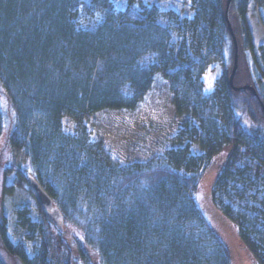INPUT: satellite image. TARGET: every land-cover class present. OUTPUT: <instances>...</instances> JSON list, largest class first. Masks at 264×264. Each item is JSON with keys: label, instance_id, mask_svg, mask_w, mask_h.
Instances as JSON below:
<instances>
[{"label": "trees", "instance_id": "trees-1", "mask_svg": "<svg viewBox=\"0 0 264 264\" xmlns=\"http://www.w3.org/2000/svg\"><path fill=\"white\" fill-rule=\"evenodd\" d=\"M120 1L0 0V95L7 104L0 99V138L5 132L4 146L21 150L27 162L3 169L4 177L14 173V184L1 190L0 264H232L195 199L218 156L212 201L247 248L264 250V42L254 44L248 21L255 6L264 26V0H231L229 19L250 72L247 82H235L254 92L232 90L223 79V124L201 75L211 52L222 65L226 51L233 60L225 0H182L189 16ZM157 75L188 114L177 145L144 161L112 162L103 142L90 138L85 118L137 110ZM63 119L73 123L71 132ZM29 176L61 212L62 229L33 199ZM13 187L34 201L35 218L27 208L15 210L25 237L40 238L31 255L7 233L2 193Z\"/></svg>", "mask_w": 264, "mask_h": 264}, {"label": "rangeland", "instance_id": "rangeland-1", "mask_svg": "<svg viewBox=\"0 0 264 264\" xmlns=\"http://www.w3.org/2000/svg\"><path fill=\"white\" fill-rule=\"evenodd\" d=\"M151 3H157L165 9H173L182 14L190 15L192 10L183 3L182 0H143ZM123 6V1L118 2ZM256 7L251 6L248 11L249 26L253 35L255 45L264 42V26L258 22L256 18ZM237 32V40L239 43V59L240 65L237 69V77L235 81L249 80L250 72L246 59V54L241 48V39L239 38V28L235 25ZM234 48L231 43L230 53L233 54ZM229 51H226L225 69L216 54L211 52L209 62L201 75L203 94L211 98L214 102L215 114L219 117L220 124H223L224 116V87L223 79L227 78L231 71L232 61L230 60ZM244 59V61H243ZM247 60V61H246ZM243 80L239 78L242 76ZM238 83V82H235ZM239 84V83H238ZM263 83L260 82V86ZM264 85V84H263ZM2 105L7 107L6 101L2 94L0 95ZM8 113L7 108L5 109ZM188 114L180 109L173 101V94L169 92L166 82L161 76L155 77V83L141 104V107L133 112L119 111L114 109H106L92 114L85 118L84 125L90 133V138L99 139L103 142L104 149L109 155L112 162L129 163L133 161H144L155 152H163L166 149L175 147L174 142L177 129L186 120ZM11 123L10 119L9 122ZM244 126L248 129L252 124L244 117ZM63 129L71 132L73 123L67 119L62 120ZM5 132H3L2 137ZM194 150L201 152L197 144ZM217 163L220 157H215ZM214 160L213 165L208 167L199 182L195 199L203 215L212 228L219 234L230 254L232 264H264V250L249 245L248 248L241 241L236 224L226 217L212 201V186L215 178L217 164ZM26 158L21 150L13 147L4 146L0 142V196L2 185L5 190L12 184V176L14 173L3 176V169L26 167ZM12 169V168H11ZM12 171V170H10ZM2 208L7 220V233L14 242L20 241L24 244L28 254H32L40 242V238L29 240L25 237V231L18 227L16 223L15 210L18 208H27L29 215L35 218L34 201L27 192L17 187L10 189L9 193H2ZM69 238V239H68ZM62 239L70 240L69 232L62 233ZM72 251V249H71ZM0 257L4 255L0 249ZM65 257V253H63ZM254 259V261H253Z\"/></svg>", "mask_w": 264, "mask_h": 264}, {"label": "water", "instance_id": "water-1", "mask_svg": "<svg viewBox=\"0 0 264 264\" xmlns=\"http://www.w3.org/2000/svg\"><path fill=\"white\" fill-rule=\"evenodd\" d=\"M230 4H231V0H225L224 16H225L227 28L232 37L233 46H234V61H233L231 72L228 78V82H229V85L235 90L252 89V87L249 85L235 86L233 83V79H234V75H235V72L237 69V63H238V46H237L236 36L233 32V29L231 27L229 17H228ZM27 182H28V185L30 187V190L34 198L40 204L41 208L44 210L48 219L52 223H54L56 226L61 228L62 226L60 224V221L62 220V215L60 211L58 210V208L53 205L52 199L49 196V194L39 185V183L35 179L29 178Z\"/></svg>", "mask_w": 264, "mask_h": 264}]
</instances>
